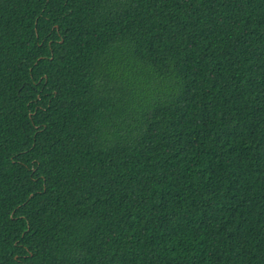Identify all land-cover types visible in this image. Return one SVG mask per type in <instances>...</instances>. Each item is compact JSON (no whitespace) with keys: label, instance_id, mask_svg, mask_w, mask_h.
I'll list each match as a JSON object with an SVG mask.
<instances>
[{"label":"trees","instance_id":"obj_1","mask_svg":"<svg viewBox=\"0 0 264 264\" xmlns=\"http://www.w3.org/2000/svg\"><path fill=\"white\" fill-rule=\"evenodd\" d=\"M0 264H264V0H0Z\"/></svg>","mask_w":264,"mask_h":264}]
</instances>
